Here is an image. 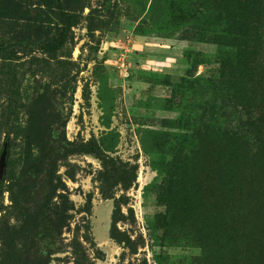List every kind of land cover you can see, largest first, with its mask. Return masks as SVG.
<instances>
[{
  "label": "rangeland",
  "instance_id": "rangeland-1",
  "mask_svg": "<svg viewBox=\"0 0 264 264\" xmlns=\"http://www.w3.org/2000/svg\"><path fill=\"white\" fill-rule=\"evenodd\" d=\"M253 1L0 0V264H264Z\"/></svg>",
  "mask_w": 264,
  "mask_h": 264
},
{
  "label": "trees",
  "instance_id": "trees-1",
  "mask_svg": "<svg viewBox=\"0 0 264 264\" xmlns=\"http://www.w3.org/2000/svg\"><path fill=\"white\" fill-rule=\"evenodd\" d=\"M254 1L253 0H249V12L247 11V13H249L250 14V12H251V8H252V4L251 3H253ZM242 36H244V37H246V38H249V35H248V33L247 32H245V33H243V34H241ZM243 76H245L244 74H240V77L242 78ZM245 88H243L242 87V89L241 90H239L240 91V93L241 94H244V92H245ZM223 139H224V141L225 142H227V141H230V140H232V144H230V145H228V146H235L236 145V142H238L239 141V139H237L236 137H229L228 135H224L223 136Z\"/></svg>",
  "mask_w": 264,
  "mask_h": 264
}]
</instances>
